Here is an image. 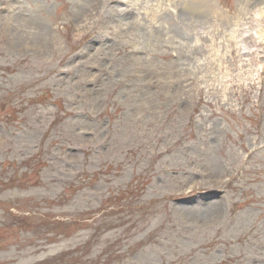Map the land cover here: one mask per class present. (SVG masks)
Returning <instances> with one entry per match:
<instances>
[{"label": "rangeland", "instance_id": "obj_1", "mask_svg": "<svg viewBox=\"0 0 264 264\" xmlns=\"http://www.w3.org/2000/svg\"><path fill=\"white\" fill-rule=\"evenodd\" d=\"M146 1L0 0V264H264V14Z\"/></svg>", "mask_w": 264, "mask_h": 264}, {"label": "bare ground", "instance_id": "obj_2", "mask_svg": "<svg viewBox=\"0 0 264 264\" xmlns=\"http://www.w3.org/2000/svg\"><path fill=\"white\" fill-rule=\"evenodd\" d=\"M134 1L137 4L140 2L142 4V2L144 0H142V1L141 0H134ZM198 1L200 2V4ZM173 2H175V3L173 4ZM192 2H193V0H188L187 2H184V0H147L145 3L147 5V9L156 7L159 10H164V9H166V6H170L173 8H176L177 6H182L183 8H186L190 12L191 11L195 12L196 10L197 11H201V10L205 11L203 9V6H202V4L205 2V0H197V2H195V3H198V4H194V5ZM250 3L251 4L253 3L254 7L257 6L256 9L253 8V11L255 12L256 15L262 16L264 14V11H263L264 0H259V2H257V0H243L242 4L248 5ZM177 14L179 15L180 12L177 11L176 15ZM190 22L193 23L192 21H190ZM117 24L115 25V28H117V26H118ZM248 24H249V26L244 28V30L242 31L243 33L241 32L238 36H236L237 42H240L241 38L244 37L245 35H251L252 32L254 33L255 37H257L259 40L264 39V24L262 23V20H260V19H255L253 21L249 20ZM243 26H245V24H243L239 27H243ZM237 30L241 31L240 28H238ZM244 48H246V46Z\"/></svg>", "mask_w": 264, "mask_h": 264}, {"label": "trees", "instance_id": "obj_3", "mask_svg": "<svg viewBox=\"0 0 264 264\" xmlns=\"http://www.w3.org/2000/svg\"><path fill=\"white\" fill-rule=\"evenodd\" d=\"M1 239V237H0ZM66 254H62L58 257V259L56 260L55 264H63V260Z\"/></svg>", "mask_w": 264, "mask_h": 264}]
</instances>
